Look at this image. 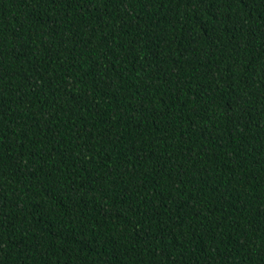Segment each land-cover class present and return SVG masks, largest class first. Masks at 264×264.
Here are the masks:
<instances>
[{
    "label": "trees",
    "instance_id": "trees-1",
    "mask_svg": "<svg viewBox=\"0 0 264 264\" xmlns=\"http://www.w3.org/2000/svg\"><path fill=\"white\" fill-rule=\"evenodd\" d=\"M0 264H264V0H0Z\"/></svg>",
    "mask_w": 264,
    "mask_h": 264
}]
</instances>
